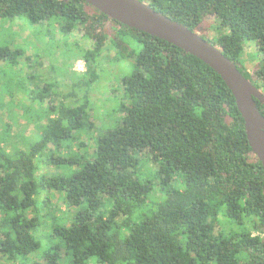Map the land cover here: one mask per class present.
I'll list each match as a JSON object with an SVG mask.
<instances>
[{
  "label": "trees",
  "instance_id": "16d2710c",
  "mask_svg": "<svg viewBox=\"0 0 264 264\" xmlns=\"http://www.w3.org/2000/svg\"><path fill=\"white\" fill-rule=\"evenodd\" d=\"M140 1L196 33L214 19L218 37L201 36L264 93V0ZM16 19L58 24L68 36L82 26L92 44L82 74L92 72L91 62L107 46L118 58L136 60L123 80L121 121L95 138L93 154L71 151L76 143L85 147L82 134L95 128L88 95L42 107L48 123L27 150L0 147V256L6 264H31L29 257L42 248L39 233L51 202L46 189L60 193L72 214L51 215L41 264H264V166L235 97L212 68L84 0H0V20ZM246 44L255 45L259 57L253 75L241 61ZM18 56L0 48V62ZM45 153L57 168L77 169L39 176ZM142 153L159 167L157 199L153 182L135 173ZM173 181L183 182L181 189Z\"/></svg>",
  "mask_w": 264,
  "mask_h": 264
},
{
  "label": "rangeland",
  "instance_id": "374dc122",
  "mask_svg": "<svg viewBox=\"0 0 264 264\" xmlns=\"http://www.w3.org/2000/svg\"><path fill=\"white\" fill-rule=\"evenodd\" d=\"M215 20L208 18L201 25L199 34L210 39H216ZM116 28L107 34L113 37ZM253 44H246L241 58L247 71L253 75L258 63V54ZM0 48L19 51L16 60L0 62V147L7 151H25L38 142L43 136V126L48 123L43 116L42 107L58 105L66 96L75 100L88 95V114L95 123L92 132L82 134L81 141L85 147L78 144L71 151L88 157L95 149V138L114 129L121 121L119 106L124 100L123 80L134 71L135 56L118 58L116 51L107 46L102 54L95 56L91 62L92 72L85 75L87 66L84 55L92 48L86 39L83 27L72 34L64 35L57 24L48 23L32 26L26 19L0 20ZM81 62V63H79ZM79 63V64H78ZM77 64V65H76ZM93 74L97 80L92 83ZM73 103L69 100L67 106ZM67 153V149H63ZM89 153V154H88ZM47 153L38 164V174L57 176L70 175L77 168H57L48 161ZM142 162L135 171L141 179H150L154 184L153 196L159 198L163 188L157 175L159 167L151 161V156L142 153ZM175 188L182 187L183 182L173 181ZM51 202L46 206L48 223L39 233L42 248L29 258L36 263H43V254L47 250V234L51 226V215L63 218L71 213L63 202L62 195L57 191L44 190ZM161 198L165 194L161 192ZM46 196H44L46 198ZM43 197V199H44ZM1 219V214H0ZM228 229H231L228 226ZM1 235V232H0ZM46 235V236H45ZM62 264H65L63 259ZM0 264L6 262L0 256Z\"/></svg>",
  "mask_w": 264,
  "mask_h": 264
},
{
  "label": "water",
  "instance_id": "95a60500",
  "mask_svg": "<svg viewBox=\"0 0 264 264\" xmlns=\"http://www.w3.org/2000/svg\"><path fill=\"white\" fill-rule=\"evenodd\" d=\"M111 20L146 33L179 48L212 68L235 97L245 121L246 134L254 155L264 166V116L256 100L264 106V93L246 79L234 62L199 33L171 20L140 0H84Z\"/></svg>",
  "mask_w": 264,
  "mask_h": 264
},
{
  "label": "crops",
  "instance_id": "0c3cea01",
  "mask_svg": "<svg viewBox=\"0 0 264 264\" xmlns=\"http://www.w3.org/2000/svg\"><path fill=\"white\" fill-rule=\"evenodd\" d=\"M79 63H81V62H79ZM79 63H78V64H79ZM76 65H77V64H76Z\"/></svg>",
  "mask_w": 264,
  "mask_h": 264
}]
</instances>
